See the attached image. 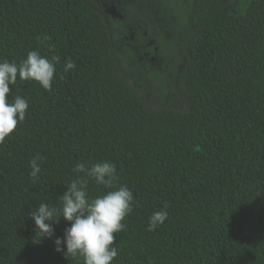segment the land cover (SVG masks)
<instances>
[{"label":"trees","instance_id":"16d2710c","mask_svg":"<svg viewBox=\"0 0 264 264\" xmlns=\"http://www.w3.org/2000/svg\"><path fill=\"white\" fill-rule=\"evenodd\" d=\"M183 3L184 101L167 106L121 69L107 19L88 1L0 0V61L60 58L50 91L9 85L8 100L29 106L0 144V264H83L55 250L68 221L40 239L30 212L61 208L66 185L85 176L76 165L98 161L114 163L117 180L108 189L89 178L90 198L121 185L134 196L111 264H264V0L244 11L242 0ZM67 59L76 66L65 72Z\"/></svg>","mask_w":264,"mask_h":264},{"label":"clouds","instance_id":"9594fccd","mask_svg":"<svg viewBox=\"0 0 264 264\" xmlns=\"http://www.w3.org/2000/svg\"><path fill=\"white\" fill-rule=\"evenodd\" d=\"M49 47L51 50L54 46ZM59 59L56 55L49 59L38 51H29L19 65L6 59L0 61V144L14 132L19 122L24 121L29 106L27 100L20 96H16L14 101L8 100L9 85H15L18 78L21 81L34 80L44 90L50 91ZM75 66L71 59H67L64 71L74 69ZM42 162L39 156L30 161L29 175L33 181L39 178ZM74 171L84 173L85 176H77L66 185V191L58 197L61 208L42 202L35 211L30 212L36 234H40V239H51L55 235L53 224L63 217L70 226L66 227L63 238H55L57 252L66 257H83V264H111L118 255L115 234L125 229L126 225L122 221L133 210V192L126 185H121L103 195L89 197V178L98 185L112 189L114 181L117 180L114 163L98 161L88 167L80 162ZM166 208L167 205L151 215L149 231L164 224L168 217Z\"/></svg>","mask_w":264,"mask_h":264},{"label":"rangeland","instance_id":"374dc122","mask_svg":"<svg viewBox=\"0 0 264 264\" xmlns=\"http://www.w3.org/2000/svg\"><path fill=\"white\" fill-rule=\"evenodd\" d=\"M109 24L121 69L149 99L183 104L188 28L183 0H86ZM250 0H242V10Z\"/></svg>","mask_w":264,"mask_h":264},{"label":"flooded vegetation","instance_id":"af4514ba","mask_svg":"<svg viewBox=\"0 0 264 264\" xmlns=\"http://www.w3.org/2000/svg\"><path fill=\"white\" fill-rule=\"evenodd\" d=\"M106 17V16H105Z\"/></svg>","mask_w":264,"mask_h":264}]
</instances>
